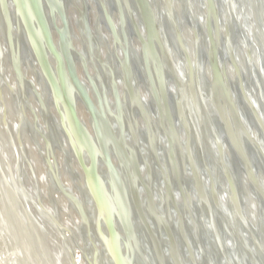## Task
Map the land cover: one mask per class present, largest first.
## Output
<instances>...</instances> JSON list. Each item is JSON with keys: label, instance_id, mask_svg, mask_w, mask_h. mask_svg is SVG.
Here are the masks:
<instances>
[{"label": "bare ground", "instance_id": "obj_1", "mask_svg": "<svg viewBox=\"0 0 264 264\" xmlns=\"http://www.w3.org/2000/svg\"><path fill=\"white\" fill-rule=\"evenodd\" d=\"M0 1V42L3 43H1L2 46L6 47L5 43L3 42L4 36H1V32L2 35L6 33L5 29L8 25L6 22H11L12 18V23L14 25V29L12 31V33L14 32V35L12 34L13 39L15 40L16 44L18 43V45H20L19 50L17 51V56L20 53H24V55L26 53L30 54L28 51L29 43L28 41L25 43L23 40V24L17 15V11L13 3L9 4L10 18L6 17L3 19L1 10L3 12V7L5 6V3L7 7V1L9 0ZM148 1L149 9L155 13L157 35L159 36V40H161L160 44L163 49L162 52L164 51L163 53L169 55L168 62L162 59L160 60V63L163 66H167V70H165V79L168 82L166 85V90L169 94V98L174 101V107L176 108L177 113V105H180L181 112H179V119L181 123H183L179 124L180 126H176L177 130L175 136L178 138V141H176L174 140V135H172V130L169 127L168 121L164 120L165 133L170 136L173 142L170 141L168 144L165 138V133L161 134L159 132V141L161 142L159 163L163 170L167 169L168 176L173 184V192H175V194L178 192L179 194V185L181 188H188L191 190V204L195 205L197 209V211H194L191 208L189 209L187 207L189 203L186 201L184 202V198H182L180 195H176L175 201L178 204L179 213L182 211L183 214L182 222L184 230L186 231V234H188L187 236L191 242H195L196 239L201 241L202 237L200 234L198 237H195L193 225L199 224L198 220L201 216H203L204 219H209V217L212 216V219L214 218V220H216V224L219 229L222 230L220 232L222 236L221 238L225 243L226 256L230 257L229 259L231 263L241 264V255H243L244 257L251 256V260L255 264H264V257L262 258L261 255L258 256L259 254H257L258 249L264 254V222L260 214V208L254 198L249 184L246 183L245 178L241 175V172H239L240 170H238V161L235 158L233 152L230 150L229 146L227 144L224 145L223 155H225L226 158V165H224V160H221L222 153L220 154V151L218 150V141L220 142L222 140L224 131H226L225 128L227 127H233L236 129L237 132L235 134V141L237 145H240L241 142L247 144V137L245 136L243 130H241V123L243 126H245V123L247 124V118L251 115V113H245V110L239 105L237 112L240 113V117L236 116L232 110V105L228 103L227 100H224L225 95L221 89L219 87L216 89L215 86L217 85H212L215 89H213L212 93V89L210 88V85L214 84V79L211 70L212 49L206 39L207 31L205 25L208 19L206 0H187L189 3V11L187 14L182 11V3L179 0H176L175 5L172 6L171 12L166 6L165 0ZM42 2L43 5L47 4L45 0H42ZM59 3H62L69 9L74 35L73 46L78 52L84 55V59L86 60L85 62L89 69V74L93 81L98 84L96 80L97 75L95 74L90 57L87 53V41L84 36L83 29L81 28L79 13L74 7V5L78 4V0H59ZM88 4L91 9V24L97 35L101 58L106 67L105 72L102 71L104 84L105 87H107L106 90H109L111 87L110 85L114 84L120 96L121 109L124 107L128 113H131L133 111H131V105L127 100L123 74L121 72L120 65L116 63L117 61L114 58L113 52L116 45L110 29L106 25L105 21H103L104 18L99 14L98 10L101 8V5H106V0H88ZM248 7L247 0H236L235 2L236 15L238 16L237 22L241 26L243 32L246 34L247 46H245L240 40V35L238 36V33H235L234 41L236 47L234 48V54L235 59L237 56V66L243 73L247 84L249 83V77L246 65L242 59V53L245 50L249 49L251 52H253V64H255L257 70L262 67L264 73V65H261V63H264V39L262 40V33L260 34L254 31V28H256V21L252 18V16H250L249 11H247ZM46 8L49 12V8ZM259 9H262L264 19V0H259ZM112 18L114 24L117 26L119 21L118 14H115L112 16ZM226 19V16L222 14L220 19L222 27L226 26ZM58 28L63 30L60 20L58 21ZM192 28L199 31L200 34L203 35V38H205V45L202 46L200 56L204 58L205 62L203 64L206 67L204 66V70L202 69L201 71H197L196 69L197 53L194 47L195 35ZM15 30H17V36H15ZM177 38H179L180 44L178 43ZM54 39L56 42L59 41L57 34H54ZM225 40V35H223V46L226 42ZM132 47L131 49H133V56L137 54V58H135V60H140L141 45L136 38L132 39ZM183 53L188 54V59L185 58ZM30 58H32L31 54ZM119 59L121 62H123L122 54L119 55ZM28 61V59L25 60L27 63ZM149 61L153 66L154 59L151 60L150 57ZM9 63L11 64V62ZM10 64H8V66H6V64L4 65L0 55V264H70L69 250L73 248L76 251H80L82 253H77V264H116L115 255L110 249L108 243L107 246H105L96 234L97 232L95 223L100 210L94 208L93 205H91L93 202L91 196L92 190L88 189L87 181L83 178V174L79 170V165L73 158L72 150L64 137L60 126L59 117L57 116L53 105V100L50 96L48 88H45L46 82L42 73L40 72L38 65L36 64V67H33V69L30 68L25 70L26 79L24 80V92L27 96L28 103L25 104L23 109V120L21 114L12 113V107L10 106V104L14 102L13 96H15V92H18V96L16 95L18 101L22 102L19 85L14 80L13 74L10 72ZM52 66L55 69L57 68L54 62ZM78 66L79 77L84 79L82 66ZM180 68L185 72V74L180 70ZM226 69V75L224 74L225 81L234 89H237L238 77L230 65H228ZM140 72L142 75L140 82L142 84H140L139 88L141 91L140 96L147 109L146 111L150 112L151 114L150 120L153 124L152 129L155 132V130H159L158 128L160 121L158 114H156V106H154L155 104L151 98L147 79L144 75L143 67H141V65ZM172 73H175V75ZM179 75L182 76V78L184 76V83L186 81L185 87H182V84L178 79ZM174 76H176L179 87H177V84L172 81ZM6 78H9L13 84L12 86L17 88L14 89L16 91L12 90L13 92H11L10 90H4ZM87 88L90 91L91 96H93L94 102L95 96L93 90L91 89L92 87L88 84ZM184 90H187V95L184 93ZM250 90L256 94L255 88H251ZM28 95H30V97H28ZM185 97L192 100L193 106L196 108L199 116V119L196 118L197 124L199 123L201 129L198 126L196 127L195 122H192L191 116L188 114L185 105ZM110 98H113V96L110 95L109 99ZM257 99V95L252 96V100L255 101ZM177 102L178 104H176ZM133 109L134 112H136L135 107H132V110ZM121 111L124 112V110ZM78 114L80 120L88 127L95 140L92 117L83 103L78 104ZM132 118L133 117L131 113V118L128 120L129 123H124V121L122 122L125 124V132L130 134L133 133V129L131 130L130 128L132 126ZM136 120L137 127L135 131L137 132L136 134L138 137L139 146L136 148V143L133 140V136L131 142L135 157L137 158L139 167L143 173V176L140 178L143 181L145 187H154V191L156 192H154L153 197H155V200L166 204V209H168V211H166L172 218L171 221L173 225L172 229L175 242L179 248V260L176 258L175 261L173 260L172 247L170 245L171 243L168 241L167 236H165L166 232L164 231L163 226H161V228L158 225L159 223L161 225L163 221L161 220V217L157 215V213L156 218L159 220L154 218V216L151 214V208L148 206V204H145L146 219L154 237L159 243L161 253H163L164 256L163 259L167 261V264H182L181 255L186 256V250L182 245L181 235L178 232L177 234L175 232V229L179 228V217L176 219V221L174 220L173 216L175 213L173 212V209L170 205L171 201L168 195V187L166 186L160 171L155 167L156 165L154 164V159L152 157L153 155L150 147L151 143H149L150 137L149 133L147 132V126L141 117H136ZM253 122L254 123L251 125V133L257 142L256 144H259L258 146L260 147V150H262V154L264 156V140L260 136L259 131L253 127L254 125L257 126L254 120ZM181 125L189 130L188 135L191 137L190 148L187 150L189 153L185 150L187 144V134L185 129H183V133L181 132L180 128H183ZM126 141L128 142V140ZM13 142L16 146L15 149L11 146V144L14 145ZM46 142H48V145L51 146L53 150H55V168L60 172L61 183L64 186L66 193L69 196L76 198V201L84 212L88 222V225L83 222L76 207L71 204V201H69L64 196V194H54V199L59 202L60 208H62V212L54 213L57 214L56 220L60 222V226L63 229L68 230L70 233L67 234L68 238L66 239V243L61 238L60 233L56 230L57 228L54 223V218L52 219L51 217L43 215L41 213L42 211L38 210L39 208H36L37 197L43 195L46 197L47 195L45 181H48L50 185H52L53 181L52 173L45 167L43 162L40 161L41 155H45L47 150ZM86 148L87 147H82L81 149L83 153L86 152V154L91 157V152ZM22 150L28 156L30 165L32 166L33 170H35V175H33L37 180V192L31 186V175L29 174L31 173V166L25 162ZM240 150L243 157L244 152L242 149ZM257 151H259V148H257ZM114 152H116V150L110 146L107 148L105 153L107 155L111 153L113 155L110 157L111 160L118 161L119 158ZM188 155L193 158L196 171L201 178L200 185L205 186L202 188L203 193L200 196L191 169L188 168L184 172L186 167L184 163L185 159L188 163ZM248 158L249 161L253 163L251 155L248 154ZM70 161L72 165L70 164ZM98 161L102 160H99L98 158ZM88 163L91 164L90 158ZM111 163L114 166L112 161ZM145 163H152L153 167L155 168L154 174L157 179H155L154 174L152 178L150 177L148 170L145 167ZM100 165L106 167V164L103 162H101ZM71 166L75 169V176L71 171ZM173 168L178 172L177 176L173 174ZM225 172H230V179L234 183L236 192L231 190L228 184V178L226 176L228 173L225 174ZM98 174L102 176V180L106 182V179L108 178L107 175H105L100 169ZM259 175L262 179V186L264 188V177L262 173H259ZM77 177L79 179H77ZM134 179L137 183L136 189L139 191L138 193L140 195L144 186L139 184V178L137 176ZM158 188L160 189L161 193L160 191H157ZM22 189H24L26 192L24 193ZM213 190L216 194L215 196L218 201V206L220 207L219 215L217 212L215 213L213 209L207 210L204 206L205 204L210 206L212 205L211 194H213ZM233 193H236L237 197L239 196L240 198L237 203L240 209H242L241 214L244 218V224L240 222V219L237 217V215H234V212L232 213L231 199L233 197ZM145 194L150 197L146 190ZM132 201H134L133 195L132 200L130 201V211L132 218V228L136 234L137 241L132 245L133 254L130 258V262H132V264H160L161 260L157 258V254L155 252L156 249H154L151 245L147 231L140 220V214L135 206H133ZM45 205L48 210H53L51 204L47 200H45ZM90 205L92 207H90ZM112 210L115 214V207L112 208ZM55 211L56 210H53L52 212ZM103 218L106 222L104 216ZM226 219H229L232 229L234 228L235 231H241L239 234L241 235V238L244 242L243 248L232 242L231 234L233 233V235H235V232L231 233L229 231L230 228L228 227V222ZM120 221L121 220L116 217V229L119 230V239L123 240L122 235L125 232V227L123 222ZM133 223L138 225L137 228L134 227ZM245 224L248 226L250 233H252L251 235L257 241V245L255 243L252 244L251 238H249V234L244 228ZM205 226L206 229L204 230V233H207L212 237V240H214L215 234L213 232V227L210 223H206ZM198 227L199 226L197 225L194 226V228ZM106 229L107 226L103 228V234L106 232ZM160 229L162 230L163 234V243L156 237V235L158 236ZM199 232L201 233L202 231L199 229ZM199 251L200 250L197 249L195 253L197 264H211L210 262H203ZM142 255L145 256L146 260L142 258ZM212 255L215 258L214 254ZM217 255L218 258L224 259L221 249L217 250ZM214 258L212 263L215 262ZM186 261L187 264H190L189 259H186ZM245 264H248V261Z\"/></svg>", "mask_w": 264, "mask_h": 264}, {"label": "water", "instance_id": "obj_2", "mask_svg": "<svg viewBox=\"0 0 264 264\" xmlns=\"http://www.w3.org/2000/svg\"><path fill=\"white\" fill-rule=\"evenodd\" d=\"M46 5H43L42 0H9L7 1V7L6 3L3 7V12L1 10V13L3 14L2 18L5 19L6 17L10 18L9 15V4L13 3L18 17L21 19V22L23 24L22 32L23 34V40L26 43L28 41L29 43V53H20L17 56V51L19 50L18 43L16 44L15 40L13 39L14 32L12 33L14 29L13 21L11 18V22L7 21L8 24L6 27V33L1 36L4 38V43L6 47L2 46V42H0V55L2 58L3 64L8 66L11 62L10 66V72L14 76V80L17 82L20 88V96L22 102L18 101V92H15V96H13V103L10 104L12 107V113L14 114H21L22 119L24 120V106L28 103L27 96L24 92V80L25 77V70H28L30 68L33 69V67H36V64L38 65L40 72L42 73L46 86L50 96L53 100V105L56 110L57 116L59 117L60 126L62 129V132L64 134L65 139L70 145V148L72 150L73 158L75 161H77V164L79 165V170L83 174V178L87 181V187L88 189H92V185L90 184V179L94 180V183L101 188L103 191V195L108 201V205L110 208V213L112 217V222L107 223L105 222L102 212L98 213V218L95 223L96 225V234L100 238L101 242L107 246V243L116 241V243L120 247L119 243V237L116 230V222L115 218L112 215L113 210L116 202H114L115 198H111V196L108 194L106 186L104 183L101 182L98 176L99 172V166L100 163L103 162L108 167L110 173L112 175H117L116 168L111 163V158L113 155L109 153L107 156L100 153L99 149L96 146L94 137L91 133V131L88 129V127L80 120L79 114H78V104L83 103L86 107L87 111L90 113L92 117V122L94 126V132L96 134V138L99 139V129L101 128L99 125V122L96 121V114H103L106 119L107 123L110 126V115H111V104L109 97L110 95L113 96L115 104L119 110L121 109V100L118 93V90L114 84L110 85V89L106 90L107 87H105L102 71L105 72V64L101 58L100 53V46L98 43L97 35L92 27L91 24V9L88 4V0H78V4L74 5L75 10L79 13V21L81 23V28L83 29L84 36L87 41V53L90 57V61L92 64V67L95 71V74L97 75L98 83L93 81L89 74V69L86 64V60L84 59V55L80 52H78L74 46H73V30L71 25V19L69 15V9L63 5L62 3H58L55 0H45ZM182 3V11L186 14L189 11V3L186 0H179ZM166 6L168 7L169 11H172V6L175 5L176 0H165ZM235 2L236 0H206V11L208 13V19L206 22V39L209 43V46L212 49V75H213V83L209 84L210 88L212 89L213 93V87L215 85V88L218 89L219 87L221 91L224 93L225 97L224 100H227L228 103L232 105V110L235 113L236 116L240 117V113L237 112L238 106L240 105L242 109L245 110V113H251L250 116L247 118V124L245 123V126L241 123V130H243L245 136L247 137V144L240 143V145L236 144L235 141V134L236 129L233 127H227L225 128L226 131H224V136H222V140L218 141V147L221 155V160H224V165H226L225 162V155H223L224 152V145H228L230 150L233 152L235 158L238 161V170L241 172V175L245 178L246 183L249 184L250 189L254 195L255 200L257 201V204L260 208V214L262 216V220L264 222V188L262 186V179L260 178L259 173H262L264 177V156L262 154V150H260L259 144H256L254 136L252 135L251 131V125L255 121L257 126L255 127L259 133L260 136L264 140V73L262 67L260 69H256L255 64H253L252 61V53L249 49L245 50L242 53V59L246 65L248 77H249V83H246L245 77L243 76V73L239 70V67L237 66L236 59H235V39L234 34L238 33V36L240 35V40L243 42L245 46H247L246 42V34L243 32L241 26L238 24V16L236 15L235 10ZM248 3V9L250 16L256 21V28H254V31L256 33H262L261 37L262 40L264 39V19H263V12L262 9H259V0H247ZM1 4V1H0ZM49 8V12L47 11V8ZM99 14L104 18L103 21H105L106 25L110 29V32L112 34V37L115 42V49H114V58L117 61L116 63L120 65L121 72L123 74V80L124 85L126 89V95L127 100L129 104L131 105V112L132 113V126L130 127L133 131V140L136 143V148L138 145V137L136 127H137V120L136 117H141L146 126H147V132L149 133V143H151L150 147L152 150V157L154 159L155 167L160 171V174L162 175V178L165 181L166 186L168 187V195L169 199L171 201V207L173 209V212L179 217V228H174L175 232H177L181 235L182 238V245L186 250V256L181 255V261L182 264H187L186 259H189L190 264H197L196 261V250L199 249L200 251V257L203 259V262H210L211 264H233L230 261V257L226 256V248L225 243L222 240V236L220 232L222 230L219 229V227L216 224V220L214 218L212 219V216L209 217V219H204L203 216L199 217L198 223L193 225V229L195 232V237H198L199 234L202 237V240L199 241V239H196V241L191 242L189 240V237L186 234V231L184 230L183 222H182V211L179 213V207L176 200V195H180L182 198H184V202H188L189 204L187 207L192 210H196L195 205L191 204V190L188 188H181L180 185L179 188V194H175L173 192V184L171 182V179L168 176L167 169H162L160 167L159 163V155H160V147L161 142L159 141V132L161 134L165 133L164 130V120L168 121L169 127L172 130V135H174V140L178 141V138L176 135V126H180L181 123L179 119V112L180 111V105L178 102L177 111L174 107V101H172L169 98V94L166 90V75L165 70H167L166 65H162L160 63V60H165L164 51L162 52V46L160 44L161 40H159V36L157 35L156 27L153 24V22L150 20V17L146 10V0H106V5H101V8L98 9ZM115 14H118L119 21L118 25L116 26L114 24L112 16ZM224 14L226 16V26H221V16ZM98 17V15H97ZM60 20L63 30H60L58 28V21ZM1 22V21H0ZM20 25V24H19ZM238 25V27H237ZM20 27V26H19ZM20 29V28H19ZM193 29V28H192ZM257 29V30H256ZM21 32V30H20ZM193 33L195 35V51L197 53V71H201L203 67L205 66L203 63L205 62L204 58L201 55V49L202 46L205 45V38H203V35L200 34L199 31L196 29H193ZM13 34V35H12ZM54 34H57L59 37V41L56 42L54 39ZM145 35V36H144ZM225 35L226 42L222 43V37ZM237 37V36H236ZM136 38L140 45H141V57L140 60H135L137 58V54L133 56V49L132 47V39ZM6 39V40H5ZM1 41V40H0ZM6 41V42H5ZM177 41L179 43V38H177ZM2 43V44H1ZM180 44V43H179ZM26 45V44H25ZM24 45V46H25ZM25 48V47H24ZM133 48V47H132ZM123 55V62L119 59V55ZM185 55V58L188 59V54L183 53ZM151 57V60L154 59V65L150 64L149 58ZM29 60L28 63L25 62V60ZM53 62L56 64L57 68L55 69L52 64ZM162 62V61H161ZM189 62V61H188ZM169 64V63H168ZM167 64V65H168ZM78 65L82 66L84 79H81L78 74ZM140 65L143 67L144 75L147 79L148 83V89L151 94V98L153 100V103L156 106V114H158L159 118V130L152 129V122L150 120L151 114L150 112H147L145 105L143 104L140 96V83L142 79V75L140 72ZM230 65L232 69L234 70L236 76L238 77V85L237 89H234L230 84H227V82L224 79V74L226 75V68ZM261 65H264V63H261ZM9 66V67H10ZM190 66V64H189ZM206 67V66H205ZM192 70V67H191ZM204 70V69H203ZM169 74V73H168ZM173 74V73H172ZM175 75V73L173 74ZM174 83L178 85V81L176 79V76L172 79ZM4 90H12L17 89L14 88L9 80V78H6V81L4 83ZM88 84L92 87L96 103L93 102V96H91L90 91L88 90L87 86ZM214 85V86H212ZM251 88L256 89V94L251 91ZM215 90V89H214ZM250 90V91H249ZM16 91V90H14ZM104 91V92H103ZM103 92V93H100ZM257 95V100H252V96ZM17 95V96H16ZM30 97V95H28ZM229 100V101H228ZM239 100V103H238ZM259 104V107H258ZM132 107H135L136 112H134V109L132 110ZM179 108V109H178ZM136 113V114H135ZM172 114V115H171ZM178 114V116H177ZM253 119H252V118ZM167 118V119H166ZM251 123V124H250ZM48 126V124H47ZM118 126V127H117ZM116 128H119L120 132V138H115L113 135V140L111 141L113 144L118 145V152H114L117 154L120 162L121 167H123L124 176L131 180V187L133 186L132 194L129 190V186L124 185V193L126 196L133 195L134 201L133 206L137 209V211L140 214V220L147 231V234L150 238V243L153 246L154 249H157V245L159 247V243L156 240V238L153 235V232L148 224L147 219L145 218V215H142V208H141V200L140 195L136 190V180L132 181V175L137 176L139 179V184L141 186H144L143 188L146 190V192L150 195L149 197V205L151 207V214L156 218L157 210L154 206V187H145L143 181L141 180L139 174H140V167L138 164V160L136 157L134 159L132 156H134L133 152L131 150H128L125 146V124L124 123H118ZM183 129H185L186 136H187V144L185 150L187 151L190 148V138L189 137V130H187L183 125H181ZM113 128V127H112ZM101 130V129H100ZM113 131V130H112ZM123 141H121L122 137ZM252 136V137H251ZM251 137V138H250ZM165 138L167 143L169 144L170 141L173 142L165 133ZM33 139V138H32ZM34 140V139H33ZM122 142L126 153L131 157L132 161L129 162L128 159H125L122 155L119 144ZM82 142H87L88 145H90L93 156H89L88 154L83 153L81 149ZM14 143V142H13ZM21 145V142H20ZM11 146L15 149V143L14 145L11 144ZM46 153L45 155H41V160L45 167L52 173L53 181L52 185L49 184L48 181H45L46 185V197L39 196L37 197V203L36 208L45 216L54 218V223L56 226V230L60 233L61 238L65 241L68 238L67 234H70L68 230L63 229L60 226V222L56 220L57 214H54L56 212H62V208H60V204L57 200L54 199V194L56 193H62L64 196L71 201V204L76 207L78 210L83 222L88 225L87 219L84 215V212L79 207L76 198L69 196L64 186L61 183V175L60 172L55 168V150L51 146L48 145V142H46ZM257 148H259V151H257ZM263 148V146H262ZM244 152V156L242 157L241 150ZM248 150V151H247ZM23 151V150H22ZM247 152V153H246ZM259 152V153H258ZM23 156L25 158V162L30 165V160L28 156L23 151ZM113 153V154H114ZM248 154L252 157V162L249 161ZM255 154V155H254ZM188 163L185 159V169L190 168L191 172L193 173V177L196 181L197 190L199 193V196L203 193L202 186L200 185V177L199 174L196 171V166L194 164L193 158L188 155ZM89 158L91 159V164L88 163ZM101 159L102 161H98ZM71 164V161H70ZM72 165V164H71ZM91 165V166H90ZM126 165V166H125ZM31 166V165H30ZM90 166V167H89ZM133 166V169H132ZM125 167L128 168V170H125ZM145 167L148 170V173L150 177H153L154 167L151 164L145 163ZM31 173H29L31 176V186L32 188L37 192V180L35 175V170H33L32 166L30 168ZM77 169V168H76ZM227 169V168H226ZM133 170V171H132ZM71 171L73 175H76L75 169L71 166ZM132 171V172H131ZM173 174L177 176V171L173 168ZM228 172H225V174ZM230 173V172H229ZM226 174L228 178V184L233 192H236V188L234 186V183L231 181V174ZM34 174V175H33ZM33 176V178H32ZM118 176V175H117ZM155 179L157 177L154 174ZM120 179L121 183V176L119 175L117 179ZM77 179H79L77 177ZM137 180V181H138ZM151 180V179H150ZM80 181V180H79ZM114 182V190L116 191V194H120V188L115 180ZM133 182V183H132ZM152 182V180H151ZM122 185V184H121ZM152 186V185H151ZM122 187V186H121ZM238 187V186H237ZM128 189V190H127ZM22 191L25 193L24 189ZM129 191V193H128ZM157 191H160L158 188ZM161 193V191H160ZM215 192L213 190V194H211V206L210 205H204L207 210L213 209L215 213L219 215L220 207L218 206V201L215 196ZM91 196L93 201L95 202L96 208L99 210L98 205V199L97 196L94 197L92 191ZM161 196V195H160ZM162 197V196H161ZM137 199V200H136ZM45 200H47L53 210H56L55 212H52L53 210H48L45 205ZM240 200L239 196L237 197L236 193H233V197L231 199V208L232 213L234 212V215L240 219V222L244 224V218L241 214L240 207L238 206V201ZM139 201V205L136 206V203ZM202 202V201H201ZM205 202V201H204ZM112 207V208H111ZM187 209V208H186ZM202 211V210H201ZM193 212V211H192ZM220 217V216H219ZM159 220L158 218H156ZM170 216L168 215V226H164L163 223L158 224L159 227L163 226L164 231L166 232L165 236H167L168 241L171 243L172 247V255L173 260L175 261V257L177 256L176 252V242L175 237L173 235V225L172 221L170 222ZM227 220L228 227L230 228L229 231L235 232V235L233 233L231 234V240L234 244H238L243 248L244 242L241 238V235L239 234L241 231H235L234 228L232 229L231 223L229 219ZM193 221V220H192ZM121 222V221H120ZM194 222V221H193ZM206 223H210L213 227V232L215 234L214 240H212V237L209 236L207 233H204V230L206 229ZM111 224V225H109ZM121 224V223H120ZM134 227L137 228V224L133 223ZM109 225V226H108ZM199 226L198 228H194V226ZM105 226L108 227L110 238L105 237L103 234V228ZM221 227V226H220ZM162 228V227H161ZM244 228L247 230L249 234V238H251L252 244L257 245V241L254 239V237L251 235L248 226L245 224ZM199 229L202 231L199 232ZM240 229V228H239ZM175 234V233H174ZM161 235V236H160ZM162 230L160 229V232L158 233V236L156 235L157 239L160 240L163 243V237H162ZM134 237V235H133ZM159 237V238H158ZM162 237V238H161ZM129 239V240H128ZM128 243L130 242V238H128ZM135 240V238H134ZM138 243V242H137ZM193 243V244H192ZM237 245V246H238ZM121 249V248H120ZM221 249V253L224 255V259L218 258L217 250ZM259 254L258 256L264 257V254L260 252V250H257ZM157 254V258L160 260V264H167V261L163 259V253L158 254L157 251H155ZM77 253L82 254L80 251H76L74 248L69 250V263L70 264H77L76 257ZM215 258L213 257V255ZM121 259L124 264H129L127 262V259L124 258L123 252L121 250L120 253ZM240 260L241 264H245L248 261V264H255L251 260V256H243ZM186 257V258H185ZM142 258H145V256L142 255ZM213 258L215 260L213 262ZM114 259V258H113ZM129 260V259H128ZM178 260V259H177ZM173 261V262H174ZM246 261V262H245ZM132 264V262H130ZM257 264V263H256ZM259 264V263H258Z\"/></svg>", "mask_w": 264, "mask_h": 264}, {"label": "rangeland", "instance_id": "obj_3", "mask_svg": "<svg viewBox=\"0 0 264 264\" xmlns=\"http://www.w3.org/2000/svg\"><path fill=\"white\" fill-rule=\"evenodd\" d=\"M55 1L57 2V4L59 3V0H55ZM148 3H149V1L146 0V10H147V13H148V15L150 17V20L155 25V27H156L155 29L157 31L155 13H153V11H151L149 9ZM16 31L17 30H15V36L18 35V33H16ZM164 55H165V61L168 62L169 61V58H168L169 55L166 54V53H164ZM180 70L185 74V72L181 68H180ZM183 78H184V76H183ZM183 78L180 75L178 77L179 81L182 84V87H185L186 81L184 83ZM97 82H98V80H97ZM184 93L187 95L188 94L187 90H184ZM109 100H110L111 112H112L110 117H109L110 118L111 129L109 128V125L107 123L106 117L102 113L95 115L96 121L99 122V125L101 127L100 128L101 130L99 129V139L96 138V134H95V143H96V146L98 145L97 148H99L101 153L102 154L104 153L105 156H107V154L105 152L107 151V148L110 147V146L113 147L118 152V148H117L118 145L117 144H113L111 142L113 140V138H114L113 135L115 136V138H117V137L120 138L119 128H116V126H117L118 123H121L123 121H124V123H126V122L129 123L128 120L131 118V113H128L124 109V107H123V109H120V110H119V108H117V106H116V104L114 102V98H110ZM94 102H95V104H97L96 103V99H94ZM185 105H186L188 114H190V116H191L192 122H195L196 127L198 126L201 129V126L199 125V123L197 124L196 118L199 119V116H198V113L196 111V108L193 106L192 100L190 98H186L185 97ZM121 110H124V112L121 111ZM180 130L183 133V131H184L183 128H180ZM125 135H126L125 146H126V148L128 150H131L133 152L134 156H132V158L134 159L135 153H134V150H133V147H132V142H131L132 141V134H130L128 132H125ZM126 140H128L129 143ZM121 141H123V137H122ZM82 147H87L86 149L89 150L91 152V154H92L91 147H90V145H88L87 142H82L81 148ZM119 148H120V151H121L122 155L124 156V158L128 159V161L131 162L132 159L126 153L122 142L119 144ZM187 152L189 153V151H187ZM85 154H86V152H85ZM111 161L113 162V164H114V166H115V168H116V170L118 172L117 175L121 176V180H122L121 183L118 182V181H120L119 178L117 179L118 176L116 175V177H115V175H112L110 173V171H109L107 166L106 167H103L102 165L99 166V169L102 170V172L105 175H107V177H108L106 179V182H104L102 180V176H100L99 174H98V176H99V179L102 180V182L105 184L107 192L111 196V198H115L114 202H116V204H115L114 207L116 209V212L114 214V211H113L112 215L115 218V222H116V217H118L121 220V222H123L124 227H125V232L122 235L123 236V240L119 239L120 240L119 241L120 247L116 243V241L109 242L108 245H109L110 249L112 250V252L115 255L116 264H124L122 259H121V256H120L121 250L123 252L124 258H126L127 262L130 264V258H131L132 254H133L132 245H133L134 242L137 241V237H136V234H135V232L133 231V228H132V218H131V211H130V207H131L130 201L132 200V195H130V193L128 191L129 195L126 196L123 190H124V185L126 183V185L129 186V190L131 191V194H132L133 186L131 187V180L127 179L124 176V172L122 170L124 166L121 167L122 165H121L120 160H118V161L111 160ZM132 169H133V166H132ZM125 170H128V168L125 167ZM139 176L140 177L143 176V173H142L141 169H140ZM135 177H136V175L135 176L132 175V181L133 182L135 180L134 179ZM113 180H115L117 182V184H118V186L120 188V193L122 195L116 194V191L114 190L115 186H114ZM124 181H125V183H124ZM90 184L92 185V189L91 190H92V193H93L94 197L97 196V199H98L97 201H98L100 212H102V215L105 217L107 223L108 222H112V217H111L108 201L105 198V196L103 195V191L101 190V188H99L96 185V183H94L93 179H90ZM202 186H203V188L205 187L204 185H202ZM137 192H139V191L137 190ZM140 200H141V208H142V210H141L142 212L141 213H142L143 216L145 215V218H146L145 204H148L149 207H150V205H149V196L145 194V189L144 188L142 189V191L140 193ZM153 200H154L153 202H154L155 209L157 210V215L161 217V220L163 221V224L165 225V227L168 226V223H169L168 222V215H169V213H167L168 209H166L167 208L166 204L161 202V201L155 200V197H154ZM91 205H93V207L96 208L94 201L91 203ZM91 205H90V207H92ZM137 205H139V201L136 203V206ZM173 217H174L175 221H176V219H178V216L176 214ZM170 218H171V216H170ZM171 219H170V222H171ZM116 228H117V226H116ZM116 230H117V234H118V237H119V233H118L119 230L118 229H116ZM104 235L107 238V242H108V238H110L108 227L106 229V232H104ZM133 235H134V237H133ZM128 238H130V242L129 243H128V240H129ZM134 238H135V240H134ZM156 251H157L158 254L161 253L160 247H158V245H157ZM176 252H177V256L175 258L179 260L180 259V253H179V248H178L177 245H176Z\"/></svg>", "mask_w": 264, "mask_h": 264}]
</instances>
